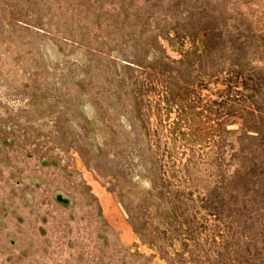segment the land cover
<instances>
[{
    "label": "rangeland",
    "instance_id": "374dc122",
    "mask_svg": "<svg viewBox=\"0 0 264 264\" xmlns=\"http://www.w3.org/2000/svg\"><path fill=\"white\" fill-rule=\"evenodd\" d=\"M0 264H264V0H0Z\"/></svg>",
    "mask_w": 264,
    "mask_h": 264
},
{
    "label": "crops",
    "instance_id": "0c3cea01",
    "mask_svg": "<svg viewBox=\"0 0 264 264\" xmlns=\"http://www.w3.org/2000/svg\"><path fill=\"white\" fill-rule=\"evenodd\" d=\"M29 235H32L31 233H27L26 237H28ZM27 250H32V247H25V249H22L21 251H27Z\"/></svg>",
    "mask_w": 264,
    "mask_h": 264
}]
</instances>
